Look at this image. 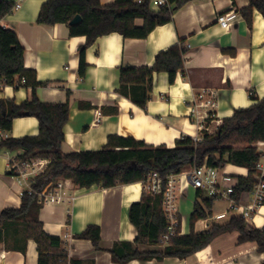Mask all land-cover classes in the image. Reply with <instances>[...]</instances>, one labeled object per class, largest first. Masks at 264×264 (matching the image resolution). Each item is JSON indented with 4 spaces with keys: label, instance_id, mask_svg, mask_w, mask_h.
<instances>
[{
    "label": "crops",
    "instance_id": "obj_1",
    "mask_svg": "<svg viewBox=\"0 0 264 264\" xmlns=\"http://www.w3.org/2000/svg\"><path fill=\"white\" fill-rule=\"evenodd\" d=\"M7 1L18 7L0 24L17 33L25 47V68L34 70L37 80L46 83L38 88V98L46 103L70 105L69 119L64 126L65 152L99 150L107 144L110 135H132L147 144L174 147L176 140L193 137L198 132L193 109L205 119L208 113H214L215 117L206 122L213 127L230 118L236 109L250 107L264 97V16L255 9L249 26L239 12L250 4L249 0H189L174 11L170 22L156 26L144 39L125 38L116 32L100 36L86 50L85 78L79 75L80 48L86 43L85 36H70L66 23L54 26L38 23L39 11L47 0ZM100 1L105 5L115 0ZM152 9L158 11L161 7ZM231 10L235 12L233 24L226 30L219 24L218 16ZM137 25H143V20H137ZM183 39L188 50L184 70L178 72L173 84L168 73H154L152 99L146 110L117 93L122 66L151 67L158 52ZM204 91L214 93L215 108L197 107ZM31 95V88L15 89L0 80V99L21 104ZM13 126L9 138L39 134V121L33 116L15 118ZM22 152L0 147V213L6 207L21 205L24 187L10 174V158L19 157ZM224 170L237 178L248 173L245 167L231 164ZM191 187L184 188L181 194ZM194 190L195 205L198 190ZM143 192V182L86 188L64 178L52 199L46 192L48 200L40 210V220L48 234L65 241L68 264L74 261L117 264L109 249L117 241L136 239L137 229L129 219V208L140 201ZM226 207L227 202L216 201L212 214L224 212ZM179 213L181 234H189L191 213L189 226L180 207ZM233 217L213 222L201 219L194 231H209L214 224L229 222ZM255 222L259 225L257 228H264V207ZM89 225L100 227L102 250H97L90 240L76 237ZM22 227L19 226L18 233L13 229L8 232L0 244V264H38L34 240H28L24 251L10 244L15 239L20 244L24 242ZM238 236L237 231L221 234L212 240L209 248L185 258L165 257L161 261L145 262L134 259L126 264H264V254L258 252L257 243H238ZM160 248L163 245L141 246L142 250Z\"/></svg>",
    "mask_w": 264,
    "mask_h": 264
},
{
    "label": "trees",
    "instance_id": "obj_2",
    "mask_svg": "<svg viewBox=\"0 0 264 264\" xmlns=\"http://www.w3.org/2000/svg\"><path fill=\"white\" fill-rule=\"evenodd\" d=\"M149 1L138 3L136 0H115L104 5L100 0H47L41 6L37 22L53 26L66 23L70 36L86 37L85 45L80 48L79 64V75L85 78L88 69L86 50L98 37L116 32L125 38L144 39L156 26L170 22L174 11L189 0H169L168 5L158 11L150 7ZM249 3L239 12L251 27L255 9L264 16V0H249ZM16 8L14 2L0 0V22ZM77 15L81 16V20L72 24L71 21ZM139 19L143 20L141 26L137 25ZM187 52L183 39L158 52L151 67L122 66L117 93L146 110L152 99L154 73H168L169 82L173 84L178 72L184 70ZM24 58L25 47L17 33L0 24V80L15 89L31 88L32 94L21 104L0 99V126L9 133L17 117L33 116L39 121L38 135L10 137L2 141L0 147L12 151L22 150L20 159L41 158L50 161L45 171L34 178L32 192L24 190L21 205L18 208L6 207L1 211L0 244L12 229L18 233L21 225L25 233L24 242L20 244L21 241L15 239L10 243L14 249L24 251L28 240L32 239L37 244L38 264H68L65 241L44 230L40 220L44 201L39 199V193L49 184L64 178L72 180L79 187L97 185L110 188L143 182L154 171L166 178L204 163L220 169L231 164L249 170L247 177H239L234 198L240 200L244 193L253 189V174L259 159L257 143L264 142V97L250 107L236 109L230 118L221 121L214 134L205 133L200 142L184 136L176 140L174 147L164 144L155 146L132 135H110L107 144L99 150L65 152L64 126L69 119L70 105L68 102L46 103L38 98V88L46 83L37 80L34 70L25 68ZM23 77L27 79L21 85L18 82ZM251 97L255 98L254 94ZM10 174L13 175L12 172ZM142 196L129 208V219L137 229V237L133 242L117 241L111 246L109 252L114 263L126 264L134 259L145 262L153 259L161 261L165 257L185 258L209 248L215 237L233 231L239 233L238 243L256 242L258 252L264 254V228H251L240 217H233L223 224H214L209 231L196 233V222L208 218L216 202L201 191L197 193L190 215L192 231L183 235L180 227L178 234L163 245L162 237L169 225L163 210V195L144 191ZM76 237L90 240L97 250H102L99 226L89 225ZM143 245H163V248L142 250ZM73 264L78 262L74 261Z\"/></svg>",
    "mask_w": 264,
    "mask_h": 264
},
{
    "label": "built area",
    "instance_id": "obj_3",
    "mask_svg": "<svg viewBox=\"0 0 264 264\" xmlns=\"http://www.w3.org/2000/svg\"><path fill=\"white\" fill-rule=\"evenodd\" d=\"M143 1L145 0H136L138 3H142ZM168 3V0L149 1L151 8L162 7L168 5ZM234 16V10L225 12L218 16V22L222 28L229 30L232 27ZM26 79L23 77L18 83L21 85L25 84ZM199 97L201 103L197 107H216L217 102L214 99V93L212 91H204ZM192 114L196 116L195 123L197 124L198 130L192 137L195 141H202L205 133L214 134L219 123L215 128L206 123L207 119L215 117L214 113H208L206 119L197 109H193ZM7 138H9L8 132L0 126V143ZM257 151L259 153V159L255 165L256 168L253 174L255 184L253 189L250 192L244 193L240 200L234 198V192L239 178L229 174L224 169L212 167L207 163H204L200 167L195 166V168L183 171L180 174H170L166 178L161 177L157 171L149 173L143 181L144 191L154 195L162 193L163 210L169 223L167 233L162 237V244L166 245L179 232L178 228L181 226V221L176 200L184 188L188 186H192L198 191H201L206 197L214 198L216 201L227 202L225 211L211 214L207 218L210 221L213 222L221 220L226 216L234 215V217L243 219L249 227L257 228L255 218L261 213L264 207V142L257 143ZM10 159V170L13 173V177L20 186L24 187V190L28 189L29 192H32L34 178L43 173L50 162L49 159L41 158L20 159L19 157H12ZM247 172L245 177L249 175V170ZM54 184H49L39 193V199L43 200L44 203L48 200L46 192H49V196L51 197L49 199H52V194H55V189L60 185V181ZM24 190L22 191L23 193Z\"/></svg>",
    "mask_w": 264,
    "mask_h": 264
},
{
    "label": "rangeland",
    "instance_id": "obj_4",
    "mask_svg": "<svg viewBox=\"0 0 264 264\" xmlns=\"http://www.w3.org/2000/svg\"><path fill=\"white\" fill-rule=\"evenodd\" d=\"M216 126H217V124L215 123L213 125V128H215ZM194 201H195V190L193 187H191L183 195L179 194V200H177V203H176L178 209L180 207V212L183 216L184 222L188 226H189V215L193 209ZM178 204H179V206H178ZM257 227H259L258 224H257Z\"/></svg>",
    "mask_w": 264,
    "mask_h": 264
},
{
    "label": "water",
    "instance_id": "obj_5",
    "mask_svg": "<svg viewBox=\"0 0 264 264\" xmlns=\"http://www.w3.org/2000/svg\"><path fill=\"white\" fill-rule=\"evenodd\" d=\"M81 20V16L80 15H77V16H75L74 18H73V20L71 21V23L73 24V23H77V22H79Z\"/></svg>",
    "mask_w": 264,
    "mask_h": 264
}]
</instances>
